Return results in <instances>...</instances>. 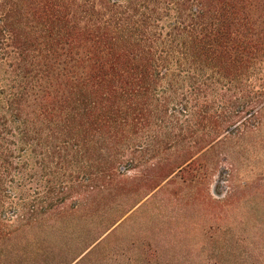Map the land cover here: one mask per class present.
<instances>
[{
    "label": "trees",
    "instance_id": "trees-1",
    "mask_svg": "<svg viewBox=\"0 0 264 264\" xmlns=\"http://www.w3.org/2000/svg\"><path fill=\"white\" fill-rule=\"evenodd\" d=\"M263 124L264 0H0V264L84 212L79 264Z\"/></svg>",
    "mask_w": 264,
    "mask_h": 264
},
{
    "label": "rangeland",
    "instance_id": "rangeland-1",
    "mask_svg": "<svg viewBox=\"0 0 264 264\" xmlns=\"http://www.w3.org/2000/svg\"><path fill=\"white\" fill-rule=\"evenodd\" d=\"M219 150L202 168L171 177L175 184L146 198L79 264H264V124ZM76 215L47 236L26 240L29 252L41 247L42 253L2 264H66L87 244L95 222L93 214Z\"/></svg>",
    "mask_w": 264,
    "mask_h": 264
}]
</instances>
